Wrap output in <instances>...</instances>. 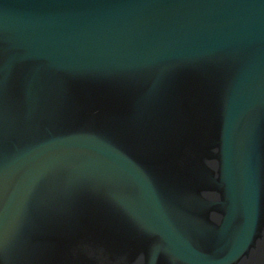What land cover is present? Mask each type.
Here are the masks:
<instances>
[{
	"label": "water",
	"instance_id": "95a60500",
	"mask_svg": "<svg viewBox=\"0 0 264 264\" xmlns=\"http://www.w3.org/2000/svg\"><path fill=\"white\" fill-rule=\"evenodd\" d=\"M0 264H264V0H0Z\"/></svg>",
	"mask_w": 264,
	"mask_h": 264
}]
</instances>
